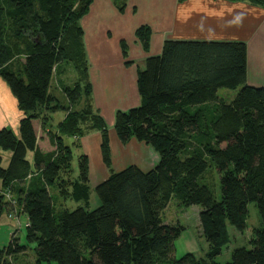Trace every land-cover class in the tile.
I'll return each instance as SVG.
<instances>
[{
  "label": "trees",
  "instance_id": "1",
  "mask_svg": "<svg viewBox=\"0 0 264 264\" xmlns=\"http://www.w3.org/2000/svg\"><path fill=\"white\" fill-rule=\"evenodd\" d=\"M92 1L0 0V77L22 113L16 132L0 128V151L10 152L6 166L0 155V215H13L18 203L27 218V244L13 234L0 249V264H14L29 244L34 264H221L215 258L230 242L229 225L247 229L251 202L262 225L252 229L250 247L233 249L225 264H264V86L247 83L243 41L166 40L159 55L146 58L137 79L140 104L118 110L114 129L123 143L135 138L152 146L159 160L148 170H111L95 187L99 206L89 208V159L80 154L75 173L72 145L99 130L103 160L111 164L108 127L92 103L79 23ZM115 1L123 8V1ZM150 33L147 25L136 31L145 50ZM122 48L126 53L124 42ZM16 55L22 58L13 67ZM61 62L72 63L78 76L63 87L67 106L50 92ZM239 87L231 101L218 96L220 88ZM79 103L81 108H71ZM57 109L67 114L56 131L47 130L49 113ZM68 137L77 139L70 145ZM207 157L219 175L220 200L199 183ZM173 198L201 206V235L208 243L203 258L174 256L183 227L161 217ZM68 200L78 205L70 209Z\"/></svg>",
  "mask_w": 264,
  "mask_h": 264
},
{
  "label": "crops",
  "instance_id": "2",
  "mask_svg": "<svg viewBox=\"0 0 264 264\" xmlns=\"http://www.w3.org/2000/svg\"><path fill=\"white\" fill-rule=\"evenodd\" d=\"M120 1H123V8H119L115 0H93L87 13L79 20L83 30L92 103L108 128L114 129L118 110L126 111L140 104L138 72L144 68L147 57L162 52L166 40L243 41L247 46V83L264 86L263 3L252 0ZM142 25L151 29L147 50L136 36L137 29ZM123 42L126 53L122 48ZM62 63L66 62L57 65L56 76ZM73 69L74 73L66 84L54 77L55 85L52 81L50 88L53 96L59 99L58 92L65 95L63 87L72 86L68 82L74 80V85L77 81L74 66ZM65 70L60 69L62 72ZM81 104L71 108L79 109ZM61 110L62 113L57 116ZM66 114V109L50 112L47 130L56 131ZM21 116L15 96L0 77V128L9 127L16 132ZM113 129L110 166L105 164L102 157V135L99 130H93L78 140L79 150L83 149L82 154L88 156L89 180L90 185L94 182V187L106 179L111 170H120L127 162L150 169L159 160L152 146L135 138L123 143ZM76 139L68 137L65 142L71 145ZM90 147L94 149V167L91 166Z\"/></svg>",
  "mask_w": 264,
  "mask_h": 264
},
{
  "label": "rangeland",
  "instance_id": "3",
  "mask_svg": "<svg viewBox=\"0 0 264 264\" xmlns=\"http://www.w3.org/2000/svg\"><path fill=\"white\" fill-rule=\"evenodd\" d=\"M28 33H25V35H21L20 38H22L19 41V46L21 52H24L25 44L28 39ZM27 38V39H26ZM23 55V54H22ZM22 55H16L12 66H17L20 64V59L22 58ZM61 68H65L66 70L64 72L60 71ZM72 72V73H71ZM74 73L73 66L70 63H62L59 66L58 70V80H60L62 83L66 84L67 79L70 77L71 74ZM55 78L53 79L54 85H55ZM74 81V80H73ZM72 82H68L69 85H73ZM241 87L237 89H229V88H220L218 90V96L225 98L227 101H231L234 99L238 91ZM58 97L64 105L68 104L67 98L63 93L58 92ZM62 113V110L58 113L57 116H60ZM107 125V123H106ZM108 127V125H107ZM113 129V127H112ZM112 129L108 128V136H109V145L112 146L111 141V133ZM115 129H113L114 131ZM116 132V131H115ZM114 143V142H113ZM74 156L72 160V168L74 169L75 173L78 172V156L82 154V150L80 151L78 147L72 145ZM130 148V146H129ZM94 149L90 147V160L91 166H95L94 162L92 160L93 158V152ZM102 153V149H101ZM0 155L2 156V165L6 166L10 157L9 151H0ZM28 157H31V153L29 152ZM208 161V167L202 177L199 179L200 184L207 185V187L212 191L214 197L216 200H220L221 198V189H220V181H219V175L217 173V170L214 166L213 161L207 157ZM139 163V162H137ZM129 165H137L127 162L121 169L128 167ZM141 169L148 170L146 167H142V165L138 164ZM120 169V170H121ZM94 182L91 184V197H90V203L89 208L94 209L99 206L100 200L99 197L95 191V187L92 186ZM54 189L52 188V192ZM15 212L13 213V216H10L7 211L5 210L0 215V249H2L4 246H7L8 243L11 240V236L15 234L16 236H19L20 242L23 244H27L26 241V222L27 218L25 214L20 213L21 207L18 205V203H15ZM66 205L73 209L75 208L78 203L68 200L66 201ZM200 205H191V206H184L178 203L177 199H171L169 204L161 211V217L164 223L168 224H177L179 226H182L183 230L179 234V236L175 239L174 242V256L176 258H179L186 253H192L197 259L203 258L205 256V253L208 250V243L202 237L201 232V223H200V211H201ZM248 209V215H247V229L243 232L238 231L233 226L229 225V233H230V242L223 246L221 254H219L215 260L221 264H225L226 262L231 260V252L233 249L240 247V246H246L250 247L249 239L251 235V231L253 228H260L262 225L260 213L258 210V207L255 203L251 202L247 206ZM18 214L14 216L15 214ZM14 264H34L35 262V252H34V244H29L27 250L24 253H21L16 256L15 259L12 260ZM43 264H49L47 262ZM51 264H57L56 262H51Z\"/></svg>",
  "mask_w": 264,
  "mask_h": 264
},
{
  "label": "built area",
  "instance_id": "4",
  "mask_svg": "<svg viewBox=\"0 0 264 264\" xmlns=\"http://www.w3.org/2000/svg\"><path fill=\"white\" fill-rule=\"evenodd\" d=\"M6 198H7V200H11L12 202L14 201V200H12V197L10 196L9 193H6ZM10 216H13V215H10Z\"/></svg>",
  "mask_w": 264,
  "mask_h": 264
}]
</instances>
